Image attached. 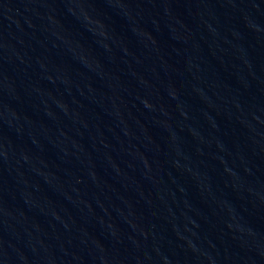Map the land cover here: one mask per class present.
Instances as JSON below:
<instances>
[{
	"label": "water",
	"instance_id": "95a60500",
	"mask_svg": "<svg viewBox=\"0 0 264 264\" xmlns=\"http://www.w3.org/2000/svg\"><path fill=\"white\" fill-rule=\"evenodd\" d=\"M0 264H264V0H0Z\"/></svg>",
	"mask_w": 264,
	"mask_h": 264
}]
</instances>
